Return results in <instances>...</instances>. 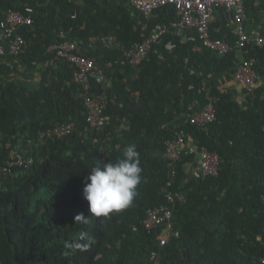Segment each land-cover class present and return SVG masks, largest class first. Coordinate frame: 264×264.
Wrapping results in <instances>:
<instances>
[{
	"label": "trees",
	"instance_id": "trees-1",
	"mask_svg": "<svg viewBox=\"0 0 264 264\" xmlns=\"http://www.w3.org/2000/svg\"><path fill=\"white\" fill-rule=\"evenodd\" d=\"M244 5L247 35L264 36V0ZM27 7L34 21L18 32L25 42L19 55L11 54L0 28L6 51L0 55V263L152 264L158 252L162 264H263L264 46H235L227 11L220 10L212 37L233 45L220 57L198 34L184 38L170 25L179 21L174 6L146 20L129 0H0V26L7 11ZM157 24L169 25L163 42L141 66L122 64V48L143 42ZM71 30L74 38L97 43L87 56L108 77L107 90L95 84L92 90L108 100L102 129L89 124L72 70L48 54L60 32ZM105 37L113 39L112 49L102 46ZM243 61L254 62L260 77L253 94L234 82ZM52 62L57 71L47 68ZM36 74L38 87H28L25 81ZM210 96L219 99L216 120L197 127L193 118ZM62 122L85 125L87 137L47 138L31 147L39 132ZM181 132L185 149L172 162L166 142ZM129 144L140 156L138 195L126 209L95 217L83 197L90 168L97 161L116 163ZM12 146L32 157L30 168L13 166ZM202 148L219 155L218 176L200 171ZM168 192L186 202L169 206L174 233L161 247L164 228L149 231L143 222L149 211L170 205Z\"/></svg>",
	"mask_w": 264,
	"mask_h": 264
},
{
	"label": "built area",
	"instance_id": "built-area-1",
	"mask_svg": "<svg viewBox=\"0 0 264 264\" xmlns=\"http://www.w3.org/2000/svg\"><path fill=\"white\" fill-rule=\"evenodd\" d=\"M76 1V0H70ZM131 6L146 20L150 19L155 11L166 6H174L177 10L179 21L171 23L172 27L180 30V34L187 38L192 34H198L203 41L206 49L215 52L220 57L229 54L233 45L227 41L213 39L212 23L216 20V13L220 10H226L228 17V26L232 37L235 39L234 45L240 49H245L247 43L254 42L256 46H264V37L261 32L255 31L250 37L245 30L247 13L244 6V0H129ZM34 9L27 7L24 11L9 10L5 14V19L1 22V35L4 40L11 44V54L17 56L24 49V39L18 34L22 27L33 25ZM72 18H76V14ZM167 24H157L152 34L143 42L134 45L132 48L123 47L122 64H129L133 68L141 66L152 52L155 46L163 42L164 36L169 32ZM71 31H61L59 41L48 48V54L55 55L56 60L67 64L72 70L73 82L80 87L81 98L85 101V106L89 112L88 122L96 129L103 127V112L107 106L105 94H93V85L108 89V77L104 70H101L95 60L87 56V48L95 49V41H84L80 38L71 36ZM15 37V40L13 39ZM103 47L112 49L114 41L110 37L103 38L101 41ZM6 53L4 46H0V55ZM56 65L55 62L51 63ZM108 69L113 64L108 65ZM234 82L241 90H247L254 93V87L260 82V77L256 71L255 63L252 61H243L234 75ZM219 99L214 96L209 97V105L203 111L197 113L193 122L197 127H204L216 120V104ZM72 128H63L57 134L59 136L70 134ZM185 136L181 132L176 138L169 139L166 142L167 159L177 162L183 155L185 149ZM195 152L190 149L189 154ZM198 167L205 176L216 177L219 175L221 159L218 154L210 153L202 148L199 153ZM172 177H175V171L172 170ZM172 186V182L168 183ZM170 205H163L148 212V218L143 222L147 230L154 228H164V235H160V246L164 247L169 242L174 233V224L171 222L173 209L170 208L175 200L181 203L186 202L184 195L168 192ZM170 206V207H169ZM264 264V258L261 259ZM152 264H162L161 256L158 252H153L151 257Z\"/></svg>",
	"mask_w": 264,
	"mask_h": 264
},
{
	"label": "clouds",
	"instance_id": "clouds-1",
	"mask_svg": "<svg viewBox=\"0 0 264 264\" xmlns=\"http://www.w3.org/2000/svg\"><path fill=\"white\" fill-rule=\"evenodd\" d=\"M104 112L103 120L105 119ZM69 127L73 129L70 134L61 136L57 134L61 129ZM86 130L85 125L81 127L76 122L56 123L47 134L39 132L38 141L31 142L30 145H32L31 147H40L47 138L63 140L76 135L82 138L87 137ZM27 136L30 137L31 135L28 134ZM27 148L30 150L29 147ZM26 152L12 146V151L9 155L14 159L13 166L18 165L19 167L30 168L32 157L25 156ZM31 152H34V150H30V155H32ZM141 173L140 156L135 144L127 145L123 150L122 158H119L116 163L108 162L102 164L97 161L90 168V174L86 178L83 188V197L88 202L91 215L107 217L114 212H119L129 207L138 195L137 187L141 183ZM82 217L80 215L76 219Z\"/></svg>",
	"mask_w": 264,
	"mask_h": 264
},
{
	"label": "crops",
	"instance_id": "crops-1",
	"mask_svg": "<svg viewBox=\"0 0 264 264\" xmlns=\"http://www.w3.org/2000/svg\"><path fill=\"white\" fill-rule=\"evenodd\" d=\"M105 38H106V37H105ZM50 66H52V67H54V68H52V67H50ZM47 68H50V70H55V71L58 70V69H57V66H54V65H52L51 63H50L49 66L47 65ZM39 80H40V74H36L35 77L33 78V82H31V81H25V83L28 85V87L37 88V87H38L37 82H39Z\"/></svg>",
	"mask_w": 264,
	"mask_h": 264
},
{
	"label": "rangeland",
	"instance_id": "rangeland-1",
	"mask_svg": "<svg viewBox=\"0 0 264 264\" xmlns=\"http://www.w3.org/2000/svg\"><path fill=\"white\" fill-rule=\"evenodd\" d=\"M248 28H250V27H248Z\"/></svg>",
	"mask_w": 264,
	"mask_h": 264
}]
</instances>
